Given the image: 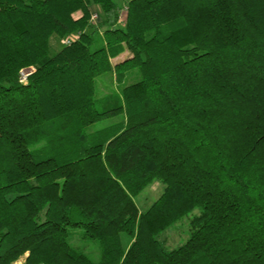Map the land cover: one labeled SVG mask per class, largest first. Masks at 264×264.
<instances>
[{"label": "trees", "instance_id": "obj_1", "mask_svg": "<svg viewBox=\"0 0 264 264\" xmlns=\"http://www.w3.org/2000/svg\"><path fill=\"white\" fill-rule=\"evenodd\" d=\"M125 3L0 0V264H264V0ZM134 71L100 106L96 79Z\"/></svg>", "mask_w": 264, "mask_h": 264}, {"label": "rangeland", "instance_id": "obj_2", "mask_svg": "<svg viewBox=\"0 0 264 264\" xmlns=\"http://www.w3.org/2000/svg\"><path fill=\"white\" fill-rule=\"evenodd\" d=\"M124 1L125 0H118L119 5H122ZM63 43L64 42L60 39L53 37L50 41L52 54H56L64 46ZM101 43V37L99 35H96V44L93 47H98L101 45ZM138 80H140V74L138 71H134L130 75H127V77L121 84L116 83L115 77H113L111 73L101 75L96 79V99L99 102L100 106L106 105L108 107H117L118 105H120V103H122L123 88ZM121 118V114L104 118L92 125L90 131H97L105 127L114 125L118 123ZM162 191L163 189L159 182H156L152 186H149L147 189H145V191H143V193L136 199V203L139 209L141 211H146L160 197ZM190 217L191 216L183 218L162 235L161 240L165 242L168 249H176L189 239L191 222ZM75 243L83 246L85 242L80 241L77 237ZM89 246L93 248V252H91L89 248H87V252L94 259L98 260L99 256L95 255V250H97L98 247H96L94 244H91ZM17 264H24V260L18 261Z\"/></svg>", "mask_w": 264, "mask_h": 264}, {"label": "built area", "instance_id": "obj_3", "mask_svg": "<svg viewBox=\"0 0 264 264\" xmlns=\"http://www.w3.org/2000/svg\"><path fill=\"white\" fill-rule=\"evenodd\" d=\"M127 11H128V6L127 3H125L123 6H121L120 10H119V23L120 24H124L127 20ZM91 23L93 25H97L100 22V13L98 11H91V19H90ZM79 34H74L72 36H69L67 38H65L64 40H62L64 43V46H69L71 45L74 41L79 39ZM35 71V68L29 67L26 69H22L20 71V77L19 80L21 83L23 84H27L28 83V79L29 76Z\"/></svg>", "mask_w": 264, "mask_h": 264}, {"label": "crops", "instance_id": "obj_4", "mask_svg": "<svg viewBox=\"0 0 264 264\" xmlns=\"http://www.w3.org/2000/svg\"><path fill=\"white\" fill-rule=\"evenodd\" d=\"M125 2H126V0L122 3L121 6H123V5L125 4ZM91 11H92V12H94V11H98V12H99V9H98L97 6H92ZM99 13H100V12H99ZM80 15H81V13H77V14H76L77 17H79ZM125 56H127V54L123 55L122 58H124Z\"/></svg>", "mask_w": 264, "mask_h": 264}]
</instances>
